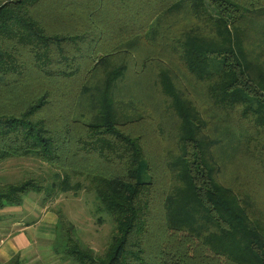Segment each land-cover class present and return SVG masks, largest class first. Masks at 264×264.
Instances as JSON below:
<instances>
[{
	"label": "trees",
	"instance_id": "trees-1",
	"mask_svg": "<svg viewBox=\"0 0 264 264\" xmlns=\"http://www.w3.org/2000/svg\"><path fill=\"white\" fill-rule=\"evenodd\" d=\"M72 8L90 21L58 18ZM154 60L159 164L134 104ZM13 157L56 171L2 186L0 210L31 192L78 195L80 177L112 218L100 255L59 215L55 249L74 263L264 264V0H0V161Z\"/></svg>",
	"mask_w": 264,
	"mask_h": 264
},
{
	"label": "rangeland",
	"instance_id": "rangeland-1",
	"mask_svg": "<svg viewBox=\"0 0 264 264\" xmlns=\"http://www.w3.org/2000/svg\"><path fill=\"white\" fill-rule=\"evenodd\" d=\"M58 18L63 19L64 22L68 21L67 24L73 28L84 26L91 19L90 17H88V14L85 13V11H79L75 8L68 9L66 11L63 10V14L59 15ZM185 22L186 20L180 21L178 23L170 22L167 23L166 26L169 27L173 25L174 27H177L179 25H184ZM145 50H147L145 52L146 54H150L151 50L155 51L151 46H148ZM164 61L166 62V66L171 65V72L177 86L184 89H187L189 87L192 88V86H195L194 84L196 82L193 81L192 77L187 75V72L184 69H181L175 61L168 59L167 56H165ZM157 63L158 62L156 60L152 61L151 68L149 69L150 72L148 84L140 91L143 94L142 96H134V104L136 105L135 112L142 113L146 111L148 113V116L150 117V119L146 120L145 124H143V128L146 130L149 138L148 144L150 146L151 155L154 157L155 163L159 164V159L165 154L161 144V142L163 143L161 136H159L155 131V127H157L155 123L158 122L160 110H156L157 103L154 98L156 90L155 88L150 87V84L155 82L156 80L155 75L158 73ZM123 90H125L124 86H122V88L120 87L119 92H122ZM137 92L139 93L138 89ZM194 93V96L197 98V100L199 99L201 104L206 102L207 98L204 95L205 91L203 87L195 86ZM214 125H216L218 129L219 135L223 134L224 131L231 129L230 125L229 128H227L226 123L221 120L215 121ZM223 152L224 151H220V153ZM237 152L238 151H236L235 149H230V151H228L233 160L235 159ZM239 165L240 169L244 170L246 169V165H249V163L240 162ZM54 171L56 170L49 164L42 162L36 157H13L5 161H0V189L6 184L18 183L30 178L44 180L45 183H48L52 181L54 177ZM233 172L234 169L231 171L229 170L226 175V179L231 180V178L229 177ZM79 179H81V181L85 184V187L82 191L79 192L78 195H75L73 192H69L58 194L52 198L45 199V194L31 192L27 196H29L32 203L27 204H29L31 209H36L35 213H32V215H39H36L34 217L32 215L26 214V212H24L23 210H17L16 208H14V206H8L4 209H1L2 211H0V221L10 219V216L7 217L6 215L12 213V216L15 217L18 215H24L22 218L24 220L21 221L26 224L31 223L33 219L38 218L41 215V219L38 218V221L40 222V220H42L43 218H47L48 226L52 227L54 226L53 224L57 222V216L59 217V215H63L65 224L63 225L64 228L62 227V233L66 234L65 231L68 230L70 226H73L72 234L80 241V243L84 247L93 249L97 254H104L108 245V241L111 238L114 224L112 218L107 212L100 213L98 211V200L95 194L87 188L88 182L83 180L85 178L75 177L74 182L80 181ZM259 199L260 203L264 207V175L262 179ZM30 211L32 212V210ZM51 219H53V221ZM22 224H20V227L23 226ZM56 239L57 229L56 237L53 243L49 241L47 243H52L51 248L53 252H49L48 250L43 249L44 251L41 250L40 258L28 264H77L69 258H64L66 257L65 254H63L66 249L65 245H59L57 249H55ZM37 243L41 244L40 241H37Z\"/></svg>",
	"mask_w": 264,
	"mask_h": 264
},
{
	"label": "crops",
	"instance_id": "crops-1",
	"mask_svg": "<svg viewBox=\"0 0 264 264\" xmlns=\"http://www.w3.org/2000/svg\"><path fill=\"white\" fill-rule=\"evenodd\" d=\"M27 203H32V201L26 195L24 203L21 206H14V208L20 211L23 210L28 215H32L36 209H31ZM12 215V213L8 214L6 216H10V219L0 221V264H6L18 255L23 259V264H28L38 260L43 249L53 252L51 244L56 237V229L59 222L58 216L57 222L53 224L54 226L49 227L47 218H43L40 222L38 221L41 215L33 219L31 223L26 224L22 222L24 215H18L16 217ZM51 220L53 221V219ZM20 224L23 226L20 227ZM37 241H40L41 244H38ZM48 241L52 243L47 244Z\"/></svg>",
	"mask_w": 264,
	"mask_h": 264
}]
</instances>
